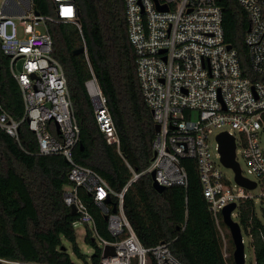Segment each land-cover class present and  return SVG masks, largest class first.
Instances as JSON below:
<instances>
[{
    "label": "built area",
    "instance_id": "obj_1",
    "mask_svg": "<svg viewBox=\"0 0 264 264\" xmlns=\"http://www.w3.org/2000/svg\"><path fill=\"white\" fill-rule=\"evenodd\" d=\"M238 1L251 19L245 37L251 69L264 75V0ZM53 2L55 15L36 14L34 0H4L0 6L2 48L10 56V69L20 85L25 105L23 117L17 120L0 104V131L18 139L19 126L25 121L37 136L40 154H61L70 162L72 183L65 186L64 201L76 207L75 229L83 225L84 240L89 235L97 243L98 264H185L167 242L143 245L128 219L125 194L140 174L134 173L123 189L116 191L96 170L75 160L74 149L80 142L81 129L65 70L53 56V39L46 24L64 21L80 28L78 8L75 0ZM124 3L142 94L160 125L153 140L156 153L145 172L154 171L155 180L165 187H187L189 174L183 159L196 160L203 194L227 256L223 217L220 219L222 209L232 202L238 205L252 199L255 203L257 197H264V147L260 134L264 127V80H253L243 73L237 50L225 41L223 9L218 0H124ZM83 48L92 69L84 38ZM86 86L99 129L108 143L119 147L120 138L107 98L93 69ZM223 131L235 137L237 161L241 146L247 166L244 170L240 165L241 174L256 183L254 188L239 184L235 171L222 162L217 135ZM223 167L233 171L232 179ZM80 188L107 215L108 230L114 239L100 235ZM236 215L235 210L233 217ZM249 238L251 241L252 235ZM107 245H113L115 252L105 256ZM85 254L87 261L94 264L92 257ZM0 264L39 263L0 256Z\"/></svg>",
    "mask_w": 264,
    "mask_h": 264
},
{
    "label": "trees",
    "instance_id": "obj_2",
    "mask_svg": "<svg viewBox=\"0 0 264 264\" xmlns=\"http://www.w3.org/2000/svg\"><path fill=\"white\" fill-rule=\"evenodd\" d=\"M223 9L225 41L235 48L243 73L253 80L264 75L252 71L245 41L250 15L238 0H218ZM43 15H55L53 0H34ZM80 28L72 22L47 21L53 39V56L63 65L74 112L79 123L80 142L74 157L80 164L101 174L120 191L133 177L140 176L128 188L124 209L138 238L145 246L169 243L170 249L185 264H235L233 240L223 220L228 244L227 256L215 218L208 209L197 170L196 160L183 159L189 174L187 187L174 185L157 191L151 174L145 172L153 156L156 122L140 87L136 52L129 38L124 0H75ZM88 47L90 64L107 98L120 138L119 147L107 142L95 118V106L86 82L92 69L84 53ZM0 104L14 119L25 111L22 92L10 69V56L0 39ZM79 142V143H80ZM71 164L61 154L39 153L38 139L27 122L19 126V138L0 131V256L39 264H79L67 242L86 264L87 255L80 249L73 225L78 214L64 201L65 186ZM89 204L98 232L114 239L107 220L91 197L80 188ZM235 219L248 236L255 254V264H264V226L252 199L239 202ZM222 218L220 214V219ZM95 247L92 262L98 264L100 249L89 235L85 238ZM247 264H253L252 262Z\"/></svg>",
    "mask_w": 264,
    "mask_h": 264
},
{
    "label": "water",
    "instance_id": "obj_3",
    "mask_svg": "<svg viewBox=\"0 0 264 264\" xmlns=\"http://www.w3.org/2000/svg\"><path fill=\"white\" fill-rule=\"evenodd\" d=\"M36 14H39V11L36 10ZM250 29V27H249ZM84 50L83 46L78 47L75 49L74 53H82ZM57 126V132L59 133V125L56 123ZM156 129H160V125L156 124ZM217 139L219 142V151L221 153V160L227 167H231L235 171V179L236 181L246 186L247 188H254L256 186V183L246 177H244L241 174V167L239 162L236 160V142L234 135L229 134L227 131H223L217 135ZM79 145L82 147L83 144L80 142ZM156 153V152H154ZM152 177V184L153 187L157 190L162 192L166 187L163 185H160L155 180V172H151ZM237 208V203L232 202L225 206L222 209V217L223 222L227 226L229 233L231 235V238L233 240L234 244V250H233V259L235 264H246V252H245V242L243 237V230L240 225V223L233 217V212ZM72 211L76 213V207L73 205L71 207ZM116 207L113 208V211H116ZM105 219H107V215L104 216ZM114 246L113 245H107L104 250V255L112 254L114 253Z\"/></svg>",
    "mask_w": 264,
    "mask_h": 264
},
{
    "label": "rangeland",
    "instance_id": "obj_4",
    "mask_svg": "<svg viewBox=\"0 0 264 264\" xmlns=\"http://www.w3.org/2000/svg\"><path fill=\"white\" fill-rule=\"evenodd\" d=\"M4 0H0V6L2 5ZM260 134H261V139H262V144H263V147H264V127L261 129L260 131ZM212 145H213V150L214 152H216L215 150V140L214 138H212ZM237 159L241 165V167L246 170V161L243 157V154H242V149H241V146H239V149H238V155H237ZM223 171L232 179L233 178V171L229 168H226V167H223ZM256 193L259 192V189L255 191ZM255 211H256V214L258 216V218L261 220L263 226H264V197H257L255 199ZM235 218V216H234ZM76 232H77V242H78V245L80 247V249L87 253L88 256L91 258L92 255L94 254L95 252V247L92 246L91 244H88L85 240H84V233H83V225H77L76 226ZM243 237H244V242H245V252H246V264L247 263H250L252 262L253 264H255V254H254V250H253V247L250 245V238L249 236L247 235V233L243 230ZM68 244V247H69V251L71 253V257L72 259L79 263V264H86L85 261L82 259V258H79L77 254L74 253L73 249H72V246L69 242H67ZM229 245V249H230V243L228 244ZM233 250H234V245L232 247V254H233ZM229 253L227 252V255ZM91 261H89L88 264H90Z\"/></svg>",
    "mask_w": 264,
    "mask_h": 264
},
{
    "label": "bare ground",
    "instance_id": "obj_5",
    "mask_svg": "<svg viewBox=\"0 0 264 264\" xmlns=\"http://www.w3.org/2000/svg\"><path fill=\"white\" fill-rule=\"evenodd\" d=\"M40 13V12H39Z\"/></svg>",
    "mask_w": 264,
    "mask_h": 264
}]
</instances>
